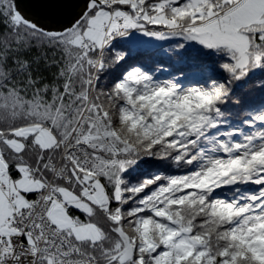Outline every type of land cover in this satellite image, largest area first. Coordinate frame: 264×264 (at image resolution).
<instances>
[{
  "label": "snow or ice",
  "instance_id": "snow-or-ice-1",
  "mask_svg": "<svg viewBox=\"0 0 264 264\" xmlns=\"http://www.w3.org/2000/svg\"><path fill=\"white\" fill-rule=\"evenodd\" d=\"M0 264H264V0H0Z\"/></svg>",
  "mask_w": 264,
  "mask_h": 264
},
{
  "label": "water",
  "instance_id": "water-1",
  "mask_svg": "<svg viewBox=\"0 0 264 264\" xmlns=\"http://www.w3.org/2000/svg\"><path fill=\"white\" fill-rule=\"evenodd\" d=\"M19 3L27 14L60 24L75 14L79 0H19Z\"/></svg>",
  "mask_w": 264,
  "mask_h": 264
},
{
  "label": "trees",
  "instance_id": "trees-1",
  "mask_svg": "<svg viewBox=\"0 0 264 264\" xmlns=\"http://www.w3.org/2000/svg\"><path fill=\"white\" fill-rule=\"evenodd\" d=\"M134 43L135 57L139 59L151 60L159 56L157 46L153 43L152 39L145 37H136L134 39Z\"/></svg>",
  "mask_w": 264,
  "mask_h": 264
}]
</instances>
